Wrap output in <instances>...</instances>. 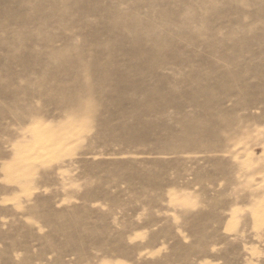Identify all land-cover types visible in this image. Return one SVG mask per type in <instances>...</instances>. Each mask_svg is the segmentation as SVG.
Returning a JSON list of instances; mask_svg holds the SVG:
<instances>
[{
  "label": "rangeland",
  "instance_id": "obj_1",
  "mask_svg": "<svg viewBox=\"0 0 264 264\" xmlns=\"http://www.w3.org/2000/svg\"><path fill=\"white\" fill-rule=\"evenodd\" d=\"M0 264H264V0H0Z\"/></svg>",
  "mask_w": 264,
  "mask_h": 264
}]
</instances>
